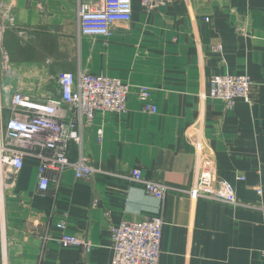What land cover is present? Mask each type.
Returning <instances> with one entry per match:
<instances>
[{"label":"crops","instance_id":"1","mask_svg":"<svg viewBox=\"0 0 264 264\" xmlns=\"http://www.w3.org/2000/svg\"><path fill=\"white\" fill-rule=\"evenodd\" d=\"M133 7L132 20L115 23L107 40L79 35L75 0L0 1V118L13 117L19 95L59 100V74L79 71L151 87L158 108L144 112L131 94L126 117L99 114L83 144H71L73 160L83 154L118 177L78 179L68 169L42 193L37 159H25L14 186L0 171V264H111L113 227L161 216L159 264H264V0H173L151 13L133 0ZM223 74L251 78V104L239 99L227 109L207 97L210 78ZM198 143L253 208L182 192L160 201L126 179L139 168L147 181L193 190L203 167ZM61 222L92 251L62 247Z\"/></svg>","mask_w":264,"mask_h":264},{"label":"built area","instance_id":"2","mask_svg":"<svg viewBox=\"0 0 264 264\" xmlns=\"http://www.w3.org/2000/svg\"><path fill=\"white\" fill-rule=\"evenodd\" d=\"M75 1L79 8L80 36L108 40L113 36L112 28L115 23L130 22L133 17V0H95L97 3L94 5L90 4L91 0ZM172 1L140 0V3L145 12L151 13ZM220 50L221 47L214 49L215 52ZM58 83L61 88L59 100L38 102L19 95L15 99L13 117L8 121L0 118V171L6 187L14 186L15 176L24 169L25 159L28 157L39 162L38 189L42 193L48 192L52 185L58 186L62 174L68 169H72L78 179H90L95 174L118 177L120 175L116 173L93 167L83 154L78 160H73L70 156L71 144H83L85 129L93 126L99 114L126 117L131 94H135L144 103V112H158L157 106L152 104L154 89L146 85L133 87L124 85L118 79L82 71L77 74L61 73ZM208 87L207 97L221 101L227 109H232L234 102L239 99L250 104L252 102L253 83L246 75H214L210 78ZM102 136L101 129L98 131L100 142L103 140ZM196 147L201 153L203 167L198 187L193 190L184 191L147 181L139 168L131 170L126 179L144 185L147 192L160 201L169 192H182L234 208H253L252 205L238 201L234 187L218 177L208 161L203 145L198 143ZM165 224L166 221L161 216L148 218L143 222L128 221L119 227H113L111 238L114 255L111 264H159ZM58 228L63 233L56 241L62 247H80L86 253L94 248L87 239L65 234L64 222L59 223Z\"/></svg>","mask_w":264,"mask_h":264}]
</instances>
